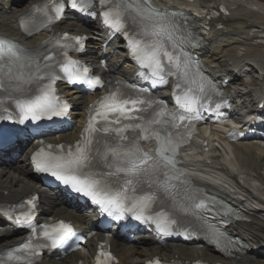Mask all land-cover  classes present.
Listing matches in <instances>:
<instances>
[{"label":"snow or ice","instance_id":"6c2138e0","mask_svg":"<svg viewBox=\"0 0 264 264\" xmlns=\"http://www.w3.org/2000/svg\"><path fill=\"white\" fill-rule=\"evenodd\" d=\"M99 2L104 23L116 32H122L128 37L125 24L129 20L139 27L140 31L134 33L129 44L134 58L142 67L151 70L150 77L158 78L153 79L154 85L164 82L163 74L166 69L167 74L177 75L178 80H183L186 85L197 83L190 74V57L177 50L186 37L177 34L179 28L173 23L170 14L157 9L151 0ZM49 3L55 9L54 17L48 14L47 5L36 7V11L42 12L47 23L59 19L64 7L58 0H49ZM70 3L72 8L82 12H88L93 6L92 0H70ZM21 28L29 31L24 19H21ZM136 36L141 39H136ZM63 39L64 43L59 39L56 41L61 51L70 46L66 42L67 33ZM72 39L79 43L83 37ZM63 54L67 56L66 51ZM165 60L167 64L164 63ZM77 64V61L72 60L61 63L50 51L23 49L12 41L0 38V91L15 103L18 110L17 122L23 123L29 119L37 121L42 117L51 119L68 112L70 105L61 102L55 95L53 85L57 80L66 78L69 83L79 80L90 86L101 83L98 78L88 76L87 67L74 69L73 66ZM58 65L64 73L63 76L57 72ZM126 87L131 91L115 89L90 106L82 141L74 148L48 145L53 151L45 153L40 149L35 153L32 160L37 170L50 173L64 185L90 197L108 215L119 219L125 213H132L136 220L152 221L161 232L168 233L172 225L178 223L180 213L198 216L204 220L208 232L219 244L224 233L208 224L203 215L196 212V209L208 210L204 202L195 203L190 195H181L183 186L188 181L187 178L182 180L181 174L176 171L175 157L179 145L185 141L178 131H173L183 127V122L200 119V109L209 98V91H216L215 87H206L200 82L195 89L189 86L181 94L174 93L178 109L176 112H168L163 107V102L148 97V89L137 90L134 84ZM175 87L180 88V83ZM219 106L216 105L217 108ZM7 112L8 109L4 108L3 113ZM4 119L12 120L13 116L0 113V120ZM129 129L139 130L141 137L130 139L125 135ZM152 138L158 142L156 152L142 151L139 147L140 140L147 141ZM55 148L62 151L56 153ZM30 219L31 215L25 213V220ZM70 231L69 226L61 221L58 226L51 227V231L45 228L42 235L55 247L65 240ZM32 232L36 234V229L33 228ZM47 246L34 243L29 238L15 249L18 254L10 252L8 259L32 264L29 257ZM103 255L101 253L97 260L100 261Z\"/></svg>","mask_w":264,"mask_h":264},{"label":"bare ground","instance_id":"6f19581e","mask_svg":"<svg viewBox=\"0 0 264 264\" xmlns=\"http://www.w3.org/2000/svg\"><path fill=\"white\" fill-rule=\"evenodd\" d=\"M36 0H0V34L13 38L14 41L22 43L26 46L39 44L44 37H33L25 39L17 29L19 17L25 13ZM184 2V0H181ZM263 1V0H255ZM162 2V6L168 8V2ZM249 0H198L196 5L197 12L202 16V24L205 25V34L207 45L199 52L203 55L208 65L215 67L217 73H221L222 81L227 77L232 81L236 90L231 88L230 97L233 102V113L235 116L240 110L247 108V99L249 97L264 94V51H256V46L260 45V34L264 33V7H254ZM227 3L231 9V14L226 21V29H217L206 17L212 14V8L215 4ZM187 5V4H186ZM205 13V17L202 15ZM72 24L67 22L62 29H70ZM81 31L89 29H99L94 22L86 21L77 25ZM255 40L256 43H253ZM259 41V42H257ZM91 45L98 49L99 43L97 37H92ZM261 45L259 47H263ZM263 49V48H262ZM29 50V49H28ZM240 50V51H239ZM259 50V49H258ZM100 53V51L98 52ZM109 55V53H108ZM123 56L109 58L111 70L116 74L126 75L129 73L127 66L122 64ZM249 67L250 72H246V77L251 79V73H258L254 80H244L236 69L243 70V67ZM258 68V70L255 69ZM94 96L88 98H79V102L83 104L90 101ZM78 111H75L77 113ZM213 135L222 137L217 130H213ZM70 136H73L70 133ZM213 142L215 141L212 139ZM216 142V141H215ZM229 147L228 157L225 155L218 156V151L206 152L209 158L213 159V165H207L208 175L216 178L213 174L220 175L217 171H226L227 165L238 170L250 183L253 181L261 190L264 196V176L261 170L264 169V147L250 143L247 141L238 142ZM214 148H216L214 146ZM187 151L194 152L197 159H204V153L192 147ZM191 154V155H192ZM189 156L190 153H185ZM194 157V156H193ZM205 165V164H204ZM203 168V164L199 165ZM200 170V169H197ZM199 183L208 186V182L204 178L205 173H199ZM232 174L233 171H231ZM207 177V176H206ZM218 179V178H217ZM213 182V181H211ZM38 182L31 176V168L28 163V153L23 149L19 150L16 161L0 165V201H16L22 196L28 194L34 189H38L41 195V203L43 208L42 216L59 218L70 216L77 222H81L88 215L85 212L70 210L63 200H59L51 195L45 187L39 186ZM232 187V186H231ZM226 189V188H224ZM245 189V187H241ZM221 193L224 194V191ZM232 199H235L232 197ZM264 205V200L260 201ZM76 211L75 215L72 212ZM248 221L237 222L233 224L234 230L238 232L247 242L245 254L238 259L224 260L217 255L212 249L200 245L181 246L171 244L161 246L157 240L149 236L137 237V242L124 244L121 240L112 242L113 250L120 258L121 264H143L151 259L154 255L170 256L178 254L184 259L191 261L199 258L207 260L221 261L224 264H264V208H256L247 213ZM21 238L18 232L11 229L7 224L0 223V251L17 243ZM97 240L92 239L86 246L87 254L95 249ZM82 252H77L72 258H85ZM43 264H68L67 260L54 261L46 259Z\"/></svg>","mask_w":264,"mask_h":264},{"label":"rangeland","instance_id":"374dc122","mask_svg":"<svg viewBox=\"0 0 264 264\" xmlns=\"http://www.w3.org/2000/svg\"><path fill=\"white\" fill-rule=\"evenodd\" d=\"M249 1H253L255 4H257V5H259L260 7H264V0L263 1H255V0H249ZM250 3H252V2H250ZM260 37H262V38H260L259 39V41H262L261 42V44L259 45V46H261V45H264V33H262V34H260ZM259 41H257V42H259ZM253 43H256L255 42V40H254V42ZM258 45L256 46L257 48H256V51H264V46L263 47H259ZM263 48V49H262ZM259 49V50H258ZM240 51V50H239ZM258 74V73H257ZM251 75H253V74H251ZM259 75V74H258ZM261 173H262V175L264 176V169H262L261 170ZM262 206H264V205H262ZM264 256V255H263ZM263 262H264V260H262Z\"/></svg>","mask_w":264,"mask_h":264}]
</instances>
